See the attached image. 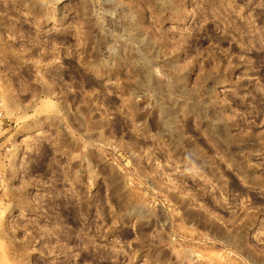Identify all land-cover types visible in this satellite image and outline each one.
<instances>
[{
  "label": "rangeland",
  "instance_id": "374dc122",
  "mask_svg": "<svg viewBox=\"0 0 264 264\" xmlns=\"http://www.w3.org/2000/svg\"><path fill=\"white\" fill-rule=\"evenodd\" d=\"M0 115V264H264V0H0Z\"/></svg>",
  "mask_w": 264,
  "mask_h": 264
},
{
  "label": "bare ground",
  "instance_id": "6f19581e",
  "mask_svg": "<svg viewBox=\"0 0 264 264\" xmlns=\"http://www.w3.org/2000/svg\"><path fill=\"white\" fill-rule=\"evenodd\" d=\"M18 156H19V151L16 150V152H14V159H15V160L18 159ZM5 212H6V211H5ZM2 216H6L5 213H3ZM2 216H1V217H2ZM233 237H235V236H233Z\"/></svg>",
  "mask_w": 264,
  "mask_h": 264
},
{
  "label": "built area",
  "instance_id": "2783aa9c",
  "mask_svg": "<svg viewBox=\"0 0 264 264\" xmlns=\"http://www.w3.org/2000/svg\"><path fill=\"white\" fill-rule=\"evenodd\" d=\"M0 117H2L1 115H0ZM1 119V118H0Z\"/></svg>",
  "mask_w": 264,
  "mask_h": 264
}]
</instances>
